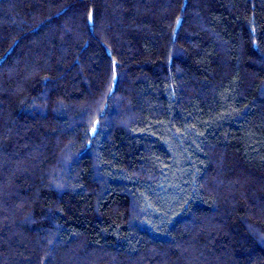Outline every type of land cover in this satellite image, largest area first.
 I'll use <instances>...</instances> for the list:
<instances>
[{"label": "trees", "instance_id": "trees-1", "mask_svg": "<svg viewBox=\"0 0 264 264\" xmlns=\"http://www.w3.org/2000/svg\"><path fill=\"white\" fill-rule=\"evenodd\" d=\"M0 264H264V0H0Z\"/></svg>", "mask_w": 264, "mask_h": 264}]
</instances>
